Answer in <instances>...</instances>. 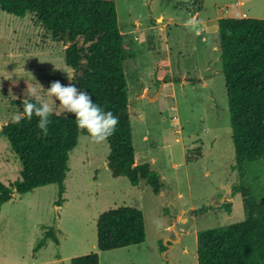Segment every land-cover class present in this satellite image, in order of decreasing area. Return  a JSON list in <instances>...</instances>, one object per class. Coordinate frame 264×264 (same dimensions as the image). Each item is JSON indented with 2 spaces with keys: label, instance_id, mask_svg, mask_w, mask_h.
<instances>
[{
  "label": "rangeland",
  "instance_id": "1",
  "mask_svg": "<svg viewBox=\"0 0 264 264\" xmlns=\"http://www.w3.org/2000/svg\"><path fill=\"white\" fill-rule=\"evenodd\" d=\"M114 2L119 28L135 50L123 64L134 161L148 162L157 172L161 193L154 194L143 179L133 186L123 176L113 177L105 166L107 142L80 135L69 153L60 206L56 184L14 192L1 206L0 264H70L72 257L90 252L98 253L99 264H197L199 231L244 219L241 196L232 192L238 175L232 168L217 19L243 13L264 19V0ZM191 18L199 22L194 31L185 27ZM65 47L32 13L21 17L0 10V127L22 111L24 99L34 98L27 87H37L56 113L64 111L45 90L56 80L71 83ZM165 79L170 83L162 86ZM146 93L157 97L149 101ZM20 168L0 136V181L18 179ZM227 199L230 212L222 207ZM119 205L142 211L145 241L100 252L97 217ZM50 229L58 243L47 239L34 249Z\"/></svg>",
  "mask_w": 264,
  "mask_h": 264
},
{
  "label": "trees",
  "instance_id": "2",
  "mask_svg": "<svg viewBox=\"0 0 264 264\" xmlns=\"http://www.w3.org/2000/svg\"><path fill=\"white\" fill-rule=\"evenodd\" d=\"M200 6L193 10L199 11ZM0 10L23 17L32 13L55 40L66 45L65 64L73 70L71 83L86 91L94 103L119 118L114 135L106 141V166L113 177L123 176L133 186L145 180L154 194L162 183L148 162L135 163L128 111L124 61L135 56L134 45L121 32L114 0H0ZM218 49L227 96L238 182L244 219L224 227L199 231L197 264H264V19L250 16L217 19ZM228 33H231L230 35ZM35 102L34 98L27 99ZM49 134L38 129V118L11 121L0 127L2 136L20 162V177L0 181V209L14 192L56 184L60 206L70 151L86 131L77 128L73 114L53 113ZM231 211L227 199L222 205ZM47 239L58 243L46 230L34 249ZM97 249L114 250L145 241L140 209L119 205L99 213L96 220ZM70 264H99L97 252L72 257Z\"/></svg>",
  "mask_w": 264,
  "mask_h": 264
},
{
  "label": "clouds",
  "instance_id": "3",
  "mask_svg": "<svg viewBox=\"0 0 264 264\" xmlns=\"http://www.w3.org/2000/svg\"><path fill=\"white\" fill-rule=\"evenodd\" d=\"M198 24L199 22L195 18H191L186 21L185 27L194 31L198 28ZM39 85L40 88H43L41 84ZM27 91L30 96L35 98V102L24 99L22 111L14 113L11 122L19 124L22 119L31 120L35 116L38 118V129L46 137L52 123L49 117L53 113V108L46 100L41 99L37 87H27ZM45 91L49 97L55 98V101L59 102V106L64 111L74 115L77 128L86 131L91 142L102 144L115 134L119 118L111 111H105L94 103L92 97L75 84L65 85L56 80L51 82Z\"/></svg>",
  "mask_w": 264,
  "mask_h": 264
},
{
  "label": "water",
  "instance_id": "4",
  "mask_svg": "<svg viewBox=\"0 0 264 264\" xmlns=\"http://www.w3.org/2000/svg\"><path fill=\"white\" fill-rule=\"evenodd\" d=\"M145 96L148 98L149 101H152L153 99H155V98L157 97V95L154 96V97H149V96L147 95V93L145 94ZM55 208H57V206H55ZM172 230L174 231L176 237H178V233H177V231H176L174 228H172Z\"/></svg>",
  "mask_w": 264,
  "mask_h": 264
},
{
  "label": "crops",
  "instance_id": "5",
  "mask_svg": "<svg viewBox=\"0 0 264 264\" xmlns=\"http://www.w3.org/2000/svg\"><path fill=\"white\" fill-rule=\"evenodd\" d=\"M243 16H245V14L243 13L242 14ZM166 80V82H163V85L162 86H164V83H165V85H168V83H170L169 81H167V79H165ZM185 82V81H184ZM136 162V161H135ZM105 166H106V163H105ZM107 167V166H106ZM161 193V192H160ZM128 247V246H127ZM123 248H125V247H123ZM119 249V248H118ZM61 258H59L58 260H60Z\"/></svg>",
  "mask_w": 264,
  "mask_h": 264
}]
</instances>
